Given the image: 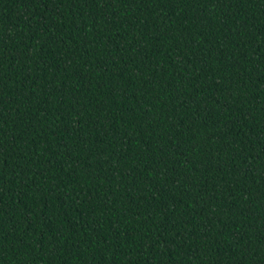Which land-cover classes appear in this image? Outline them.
<instances>
[{"label":"trees","instance_id":"16d2710c","mask_svg":"<svg viewBox=\"0 0 264 264\" xmlns=\"http://www.w3.org/2000/svg\"><path fill=\"white\" fill-rule=\"evenodd\" d=\"M0 264H264V0H0Z\"/></svg>","mask_w":264,"mask_h":264}]
</instances>
